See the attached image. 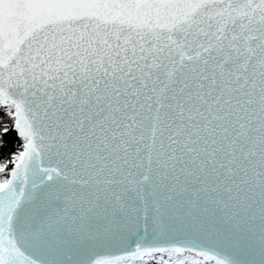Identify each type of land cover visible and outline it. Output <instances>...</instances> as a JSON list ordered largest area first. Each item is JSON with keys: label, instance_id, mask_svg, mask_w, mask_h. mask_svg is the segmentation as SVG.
Masks as SVG:
<instances>
[{"label": "snow or ice", "instance_id": "6c2138e0", "mask_svg": "<svg viewBox=\"0 0 264 264\" xmlns=\"http://www.w3.org/2000/svg\"><path fill=\"white\" fill-rule=\"evenodd\" d=\"M0 264H264V0H0Z\"/></svg>", "mask_w": 264, "mask_h": 264}]
</instances>
